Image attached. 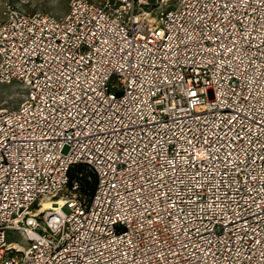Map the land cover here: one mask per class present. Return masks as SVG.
<instances>
[{"label": "built area", "instance_id": "obj_1", "mask_svg": "<svg viewBox=\"0 0 264 264\" xmlns=\"http://www.w3.org/2000/svg\"><path fill=\"white\" fill-rule=\"evenodd\" d=\"M70 3L0 20V264H264V0Z\"/></svg>", "mask_w": 264, "mask_h": 264}, {"label": "rangeland", "instance_id": "obj_2", "mask_svg": "<svg viewBox=\"0 0 264 264\" xmlns=\"http://www.w3.org/2000/svg\"><path fill=\"white\" fill-rule=\"evenodd\" d=\"M92 3H101L103 0H90ZM71 0H0V20L5 9L9 6L26 14H50L62 16L67 13ZM24 90L18 84L0 83V110L18 108L24 99ZM20 234L9 232L8 241L23 244Z\"/></svg>", "mask_w": 264, "mask_h": 264}, {"label": "trees", "instance_id": "obj_3", "mask_svg": "<svg viewBox=\"0 0 264 264\" xmlns=\"http://www.w3.org/2000/svg\"><path fill=\"white\" fill-rule=\"evenodd\" d=\"M81 173H84L82 177H79ZM88 177L91 178V180H88ZM70 180L73 182L74 180H78L81 183L82 190L87 192L89 195H93L95 189L97 180L95 175H93L90 171H88L87 167L79 164L72 168L71 174H70Z\"/></svg>", "mask_w": 264, "mask_h": 264}, {"label": "bare ground", "instance_id": "obj_4", "mask_svg": "<svg viewBox=\"0 0 264 264\" xmlns=\"http://www.w3.org/2000/svg\"><path fill=\"white\" fill-rule=\"evenodd\" d=\"M45 205H43V210L49 209V208H54V205L51 202H45Z\"/></svg>", "mask_w": 264, "mask_h": 264}]
</instances>
